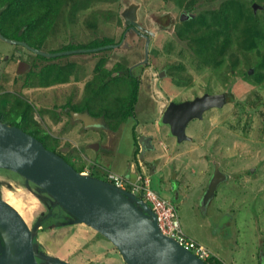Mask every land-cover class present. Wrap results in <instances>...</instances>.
I'll list each match as a JSON object with an SVG mask.
<instances>
[{
	"label": "rangeland",
	"instance_id": "obj_1",
	"mask_svg": "<svg viewBox=\"0 0 264 264\" xmlns=\"http://www.w3.org/2000/svg\"><path fill=\"white\" fill-rule=\"evenodd\" d=\"M195 2L199 5L200 0H93L89 8L75 16H70L67 8L43 42L45 50L54 52L67 44H87L104 36L121 44L100 51L96 56L86 52L47 59L44 64L55 62L56 70H62L61 67L66 70L60 79L65 83L52 81V77L49 80L54 83L49 88L39 86L40 77L32 73L29 78V73H23V69L17 78L11 73L1 76L0 94L12 88L3 95L8 100L7 109L13 110L14 104L29 106L28 118L33 117L52 136L47 140L49 145L57 144V152L70 157L71 163L86 166L94 176L107 180L113 178L112 170L116 176L126 177L132 161L137 170L147 171L141 169L136 139L148 128L143 122L151 118L154 121L148 125L153 126L156 119L169 110L170 105L163 107L164 103L179 105L205 95H216L217 104L201 111L191 108L187 112L189 116L200 115L189 119L186 125L187 133L193 135L196 128L201 127L197 140L188 149L194 155L186 154L172 161L173 167L185 165L191 169L196 165L199 170L202 164L199 166L191 159L202 158L207 152L216 163L211 169L210 184L206 187L204 181V187L200 188L199 172L180 171L178 178L183 186L175 203L184 232L207 247L223 264H264V78L260 80L264 68L256 65L259 60L256 52L241 54L237 64L235 58H227L223 67L201 63L175 34L180 23L193 18L187 8ZM208 2L211 0L204 1L205 8ZM252 6L264 18L262 5L254 2ZM183 13L189 14L185 20L181 19ZM133 18L152 33L148 57L147 42L140 33L127 30L120 41L125 21ZM89 23L95 26L90 27ZM148 30L146 33H150ZM11 48L12 44L0 39V59L11 55ZM227 54H231V49ZM15 57L17 60L19 57L20 62L25 61L23 55ZM100 64L105 69L98 68ZM33 67V72L42 68L41 63ZM50 67L46 65L47 69ZM107 69L113 71L107 73L109 80L105 78ZM126 69L132 76L124 71ZM132 77L139 80V93L132 113L117 125L121 129L119 153L111 158L100 150L99 153L91 151L93 155H90L88 148L92 141L88 143L87 136L93 138L94 132L100 133V143L107 141L111 133L95 129L80 135L83 132L74 126L76 122L68 107L83 108L89 95L85 108L88 106L92 115H103L104 120L114 126L111 121H117L118 115L130 108ZM25 78L30 86L23 88ZM102 109L111 114L106 117L100 113ZM159 126L168 129L164 140H172L175 135L171 124L164 120ZM161 142L158 141V145L164 141ZM180 146H184L183 142ZM218 163L222 168L216 166ZM175 175L172 174L173 179ZM0 189L4 199L12 201L31 228L37 222L42 223L35 233L37 251H47L74 264H126L116 249L114 253H101L99 246L104 247L99 245L101 240L109 248L113 245L83 223L69 224V215L52 196L41 191L37 184L27 182L22 175L0 168ZM162 190V194L173 199V195ZM39 261L45 263L41 258Z\"/></svg>",
	"mask_w": 264,
	"mask_h": 264
},
{
	"label": "water",
	"instance_id": "obj_2",
	"mask_svg": "<svg viewBox=\"0 0 264 264\" xmlns=\"http://www.w3.org/2000/svg\"><path fill=\"white\" fill-rule=\"evenodd\" d=\"M181 16L185 20L189 14L183 13ZM133 21L134 18L125 23ZM139 28L148 30L140 24ZM0 38L10 43L20 42L27 49L47 57L94 52L121 44L50 52L8 38L1 32ZM148 46L149 42L146 44V57ZM218 99L216 95H205L193 102L170 105L165 112V121H173L172 134L178 141L186 138L185 128L189 119L200 117L189 116L187 112L191 108H199L200 111L207 109L217 104ZM71 113L74 121L84 122L85 128L112 129L89 111ZM140 142L143 143V140L140 139ZM140 165L143 167L145 163L140 161ZM0 168L12 170L27 182L37 184L69 215V223H83L98 231L118 249L126 264H208L174 237L161 231L156 213L144 198L118 186L116 182L77 170L62 154L47 148L38 137L1 118ZM130 171V180L135 181L137 173L134 161ZM40 225L41 222H37L31 228L19 210L4 199L0 189V264H41L39 258L47 264H71L37 251L35 233Z\"/></svg>",
	"mask_w": 264,
	"mask_h": 264
},
{
	"label": "trees",
	"instance_id": "obj_3",
	"mask_svg": "<svg viewBox=\"0 0 264 264\" xmlns=\"http://www.w3.org/2000/svg\"><path fill=\"white\" fill-rule=\"evenodd\" d=\"M92 1L93 0H0V9H2L0 12V28L6 33L8 38L16 37L26 41L32 46H41L50 31L55 28L56 21L63 11H66L68 8L70 16H75L81 10L89 8ZM204 1L205 0H200L199 5H197L196 2L190 3L187 11L193 14V18L178 25V29L175 32L176 37L184 41L197 59L206 66L223 67L226 64L227 58H235V64H237L240 61L239 56L241 54L256 52L259 56L256 65L264 68V18L252 6L254 2H258L262 5V10L264 11V0H219L218 2L217 0H211L210 3L208 2L207 6H209H206V8L204 7ZM203 21L206 22L204 23ZM88 25L90 27L95 26L94 23H89ZM125 29L121 32L120 41L123 39L122 35ZM19 31L21 35L17 34ZM115 43H118V41L114 38L104 36L94 39L87 44H67L61 47V50L86 47L93 48ZM107 49L109 48L90 53L96 56L100 51ZM230 49L231 54H227ZM50 65L51 67L48 69L45 68L42 71L29 72V78L33 73L32 76L36 75L40 77L39 80H37L41 82L40 84L46 85H50L52 81H62L60 79L66 74V70L63 67H61L62 70H56V67L58 68L57 65ZM102 67L105 69L103 64L98 66V68ZM71 68H74L73 64ZM124 71L132 76L128 69ZM112 72L113 71L108 72L107 69L106 74ZM108 75L109 74L105 75L106 80H109V78H107L109 77ZM52 77H54V79L52 81L49 80V78ZM263 78L264 75L260 80ZM26 83L29 84V80L26 81ZM132 86L131 94L128 97L130 100V108L121 115H118L120 118L118 117L117 121H111L114 122V127L127 118L133 111L140 87L138 78L132 77ZM88 96L89 95L86 96L87 99L84 101L85 106L88 105L90 101V97L88 98ZM7 104L8 100L4 98L0 106V118L4 122L23 128L25 131L38 137L47 148L57 151V144L53 146L48 144L47 140L52 137L50 133L42 129L33 117L32 120L28 118L30 115L29 106H17L14 104V109L11 110L7 109ZM85 106L83 108H85ZM69 108L74 110L83 109L73 106ZM100 113L104 114L106 117L111 114V112L108 113L107 109ZM137 139L136 141H138ZM136 152H138V150H136ZM64 157L70 162V157ZM71 164L81 172L86 168V166L77 167L73 163ZM206 262L208 264H223L216 256H210L206 259Z\"/></svg>",
	"mask_w": 264,
	"mask_h": 264
},
{
	"label": "crops",
	"instance_id": "obj_4",
	"mask_svg": "<svg viewBox=\"0 0 264 264\" xmlns=\"http://www.w3.org/2000/svg\"><path fill=\"white\" fill-rule=\"evenodd\" d=\"M20 55L25 56L24 54H20ZM14 58H13L14 60H12V63L9 64L7 69H5L2 66V64H0V77L1 76L5 77V75L6 76L9 75V73L13 74L14 77H16V78L18 77L17 73L19 75V72L17 71V62H20V58L18 57V60L16 57H14ZM10 59H12V58H10ZM0 60H2V59H0ZM26 78L24 79V81H26ZM63 83H65V82H63ZM63 83H60V84H63ZM160 117H161V115H160ZM160 117H158L156 119V123L153 126L148 125V123H150L151 121L143 122V125L144 124L147 125L148 128H146L145 130L143 129L142 134H141L142 136H140V138H139V140L140 139L143 140V143L141 142V146H140V149L138 151V154L140 156L141 162L145 163V165H146L143 167L146 168L147 173L149 175H151L153 187L156 188L159 193L161 192L160 189H163L162 191L170 193L171 195H173L174 196L173 199H169L164 194H162V192L160 193L163 197L167 198L168 200H171L177 206V204L175 203V198L179 195V189L183 186V183L181 182L182 180H180V178H178V176L179 175L181 176L180 171L187 172L189 168L186 167L185 165H183V167H180V166L179 167H173L172 161L174 158L177 159V157H179V159H180V158L186 156V154L189 156L194 155V154H191V153H193L192 150L191 149L188 150V149L190 148L191 143H193V142H195V140H197L196 135H198V133H199L198 131H200L201 127L196 128V130H195L196 134L195 135L187 133V127H186V129H185L186 138L183 139V141H178V138L176 136H172L173 137L172 140L165 141L164 139H166V133H168V129L163 130L164 127L159 126V120L158 119H160ZM77 125H80V124L76 123L74 126L80 127ZM110 133H111V136L109 137V139L107 141H105V142L101 141L100 142L102 144V146H105L103 148H100L101 146H100V143L98 142V141H100V135H98L97 132L93 133V136H94L93 138L92 137L89 138V135H88L86 141L88 143L92 141V143L90 144V146L88 148L90 150V152H88V153L90 155H93V153L91 151H94V153H96V152L99 153L98 151L100 150L102 152V154H107V155H109L110 158L113 156L115 157L119 153L118 142H119V140H121V129H119L118 131H110ZM148 133H151V134H148ZM80 135H82V133H80ZM162 135L165 138H163ZM91 139H94V141ZM147 141H148V143H147ZM158 141L159 142L164 141L163 144L164 145L166 144L168 147L166 146V148H164L163 144L158 145ZM182 142L184 144L183 147L180 146V144ZM156 143H157V146H156ZM97 144H98V146H97ZM98 148H100V149H98ZM157 148H159V150H157ZM133 152H135V150ZM191 161L192 162L195 161L197 163V165H199V163H200V165L202 164V166L199 170H198V167L194 164H193L194 166L191 169H189L193 173L199 172L201 174L197 178L199 180V187L200 188L204 187V185H205V184H203L204 181L206 182V187L209 186V184H210L209 182L211 179L209 177L212 175L211 169H213V167L216 164L215 159L214 158L210 159L208 153L204 152V157L199 158V159H198V157L197 158L195 157V158H192ZM216 166L217 167L219 166L220 168H222V165L220 163H218ZM130 167H131V165L128 167L129 168L128 169L129 173H127L128 177H129L130 172H131ZM110 170H112V169H110ZM110 170L109 171L107 170V171L111 173ZM136 170H137V168H136ZM196 170H198V171H196ZM84 171H82V172H84ZM112 173H113L112 175H117V174H114L115 172H113V170H112ZM173 173H176L174 179L172 177ZM221 173L224 174V172H221ZM175 179H178V182L175 181ZM176 183H177V186H176ZM202 192H204V190H202Z\"/></svg>",
	"mask_w": 264,
	"mask_h": 264
},
{
	"label": "built area",
	"instance_id": "obj_5",
	"mask_svg": "<svg viewBox=\"0 0 264 264\" xmlns=\"http://www.w3.org/2000/svg\"><path fill=\"white\" fill-rule=\"evenodd\" d=\"M84 173H88L87 169ZM116 184L141 195L148 202L156 213L158 225L164 234L174 237L181 245L192 250L205 261L210 256H215L207 247L184 232L177 206L153 187L151 175L146 171L137 173L135 181L128 178L126 181L117 180Z\"/></svg>",
	"mask_w": 264,
	"mask_h": 264
},
{
	"label": "flooded vegetation",
	"instance_id": "obj_6",
	"mask_svg": "<svg viewBox=\"0 0 264 264\" xmlns=\"http://www.w3.org/2000/svg\"><path fill=\"white\" fill-rule=\"evenodd\" d=\"M1 10L2 9H0V12H1ZM139 22H137V20L136 19H134V21L133 22H131V23H129V24H127L126 25V29H125V32L124 33H126V31L127 30H130V31H134V32H138V33H140L139 35L140 36H143L144 38H145V42H150V39H151V36H152V33H146V31H144V30H142L141 28H139ZM141 25V24H140ZM142 26V25H141ZM142 27H144V26H142ZM145 28V27H144ZM147 29V28H146ZM148 31H150V30H148ZM0 32L4 35L5 34V36H6V33L0 28ZM151 32V31H150ZM124 33H123V35H122V37H124ZM137 33V34H138ZM17 34L18 35H21V32L19 31V32H17ZM136 35V34H135ZM153 37V36H152ZM1 39V38H0ZM11 39H14V40H17L18 42L19 41H24V40H21V39H19V38H16V37H12ZM2 40V39H1ZM24 42H26V41H24ZM7 43H9V44H12V50H13V53H11V55L9 54V55H6V57L4 56L3 58L1 57V64H2V66L6 69V68H8V66H9V64L10 63H12V60H14L15 58V56H17V55H20V54H24L25 56H24V58H25V61H23V62H17V71L19 72L21 69H23L25 72H23V73H29V72H32L34 69V67H33V65L36 63L37 65L38 64H40L41 63V66H42V68H40V70H38V71H42L43 70V68L45 69L46 68V65H49V64H55V62H52V63H50L49 62V64H44L46 61H47V59H45V58H57V57H47V56H44V55H40V54H37V53H35V52H33V51H31V50H29V49H27L26 47H25V45H23L22 43H10V42H7ZM118 43H120V42H118ZM118 43H115V44H118ZM106 45H111V44H106ZM33 47H36V48H38V49H43V50H45L44 49V47H43V45H41V46H33ZM11 50V51H12ZM59 51H63V50H61V48L60 49H58ZM58 50H55V51H58ZM47 51V50H46ZM7 54V53H6ZM61 56H63V55H61ZM10 58H12V59H10ZM14 58V59H13ZM30 59V60H29ZM28 62H27V61ZM29 62H33L34 64L33 65H31ZM20 72H22V71H20ZM163 72V71H162ZM22 73V74H23ZM131 73V72H130ZM164 73V72H163ZM162 74V73H161ZM17 76H18V73H17ZM21 76H23V75H21ZM16 79V78H15ZM59 83H62V82H59ZM52 84L53 83H51L50 85H46V84H40L39 86H41V87H46V88H49V87H52ZM22 85L24 86L23 88H25V87H27V86H30V85H28L27 83H26V81H23V83H22ZM12 87H14V86H12ZM31 87H33V85H31ZM12 88H10V89H4V91L3 92H1V94H0V106L2 105V100L5 98V96H3L4 95V93H6V92H9L10 90H11ZM3 90V89H2ZM6 91V92H5ZM162 91V90H161ZM158 94V93H157ZM159 97V96H158ZM160 98V97H159ZM171 103H173V102H166V103H164V106L163 107H166V106H169V105H173V104H171ZM157 105H158V107L160 106V100L158 99L157 100ZM68 112H69V114L72 116V111H73V109H71V108H69L68 107ZM78 111H84V110H86V111H89L90 112V110L89 109H87V108H83V109H77ZM76 110V111H77ZM15 114V113H14ZM94 115V114H93ZM96 116V115H95ZM161 116H162V114H161ZM97 118H101L104 122H105V124L106 125H109L112 129H109V131L108 130H106L105 128L104 129H102V128H85V125H84V122L83 121H75L76 123H79L80 124V130H82V134H85L86 132H88L89 130H91V131H93V130H95V129H102V130H104V131H107V132H109L110 133V130H112V131H118L120 128H117L118 126H116V127H114V126H112L111 125V123H108L107 121H105L104 120V116L102 115V116H96ZM150 120H148V121H153V120H151V118H149ZM159 120V122H163L164 120H165V115H163L162 117H160V119H158ZM173 122V121H172ZM172 122L171 121H168V123H170V124H172ZM75 123V124H76ZM151 123H153V122H151ZM98 133V132H97ZM98 135H100V133H98ZM150 139V138H149ZM147 143H148V141H147ZM100 148H103V147H105V146H102V144L100 143ZM140 146H141V142H140V140L138 139V141H137V144H136V150H138L139 151V149H140ZM100 148H98V149H100ZM146 166V165H145ZM131 168V167H130ZM143 169V168H142ZM138 171V172H137ZM89 173H90V170L88 171ZM140 172H142V170H136V173H140ZM147 172V171H146ZM130 175H131V172H130ZM130 175H129V177L128 176H126V177H122V176H116V175H112L113 176V178H108V180H111V181H113V182H116L117 180H123V181H126L128 178H130ZM70 221V220H69ZM68 221V222H69ZM68 222H66L65 224H67ZM70 224V223H69ZM41 225H42V223H41ZM40 225V226H41ZM102 235V234H101ZM103 236V235H102ZM105 238V237H104ZM107 239V238H106ZM108 240V239H107ZM100 241V240H99ZM109 241V240H108ZM110 242V241H109ZM111 243V242H110ZM112 244V243H111ZM99 245H103L104 247H102V246H99L100 247V252L101 253H105V254H107V253H114L115 252V249H116V251H117V253H119V251H118V249L113 245V247L112 248H109V247H107V245H106V242H103V240H101L100 241V243H99ZM98 247V248H99ZM46 254H49V252H45ZM53 256V255H52ZM54 257H56V256H54ZM58 257V256H57ZM122 258V257H121ZM117 259V258H116ZM43 260V259H42ZM64 260V259H63ZM123 260V259H122ZM38 261H39V259H38ZM44 261V260H43ZM67 261V260H66ZM68 262V261H67ZM69 263H71V264H74V263H72V262H69ZM45 264H47V262L45 261Z\"/></svg>",
	"mask_w": 264,
	"mask_h": 264
},
{
	"label": "bare ground",
	"instance_id": "obj_7",
	"mask_svg": "<svg viewBox=\"0 0 264 264\" xmlns=\"http://www.w3.org/2000/svg\"><path fill=\"white\" fill-rule=\"evenodd\" d=\"M9 202H10V201H9ZM11 202H12V201H11ZM11 202H10V204H12L16 209H18V208H17L13 203H11ZM19 206H20V205H19Z\"/></svg>",
	"mask_w": 264,
	"mask_h": 264
},
{
	"label": "clouds",
	"instance_id": "obj_8",
	"mask_svg": "<svg viewBox=\"0 0 264 264\" xmlns=\"http://www.w3.org/2000/svg\"><path fill=\"white\" fill-rule=\"evenodd\" d=\"M141 168H144V167L141 166ZM129 179H130V178H129Z\"/></svg>",
	"mask_w": 264,
	"mask_h": 264
}]
</instances>
